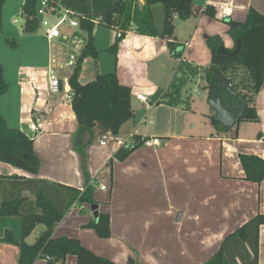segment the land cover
<instances>
[{"label":"crops","instance_id":"0c3cea01","mask_svg":"<svg viewBox=\"0 0 264 264\" xmlns=\"http://www.w3.org/2000/svg\"><path fill=\"white\" fill-rule=\"evenodd\" d=\"M137 2L141 7L145 4L144 0ZM194 5L200 11L188 20L181 21L175 16L180 22L174 23L172 38L142 36L131 30L117 51L119 82L131 88L135 111L119 136L158 138L161 145L140 147L125 161H119L115 155L121 146L111 142L101 146V136L97 134L86 149L85 162L95 186L98 210L94 212L88 204L74 205L56 227L53 237L78 239L96 255L117 264H127L130 258L141 264H206L226 236L257 214H264V181L261 184L247 181L240 162V155L264 159V86L256 99L259 121L243 122L229 133L216 130L212 116L206 113H201L205 119L197 118L190 102L183 105L184 95L182 102L167 103L181 59L200 69L210 67L212 53L208 39L219 36L225 47L232 49L235 42L227 21L244 22L251 8L264 14V0H194ZM208 6L215 9L214 18L205 13ZM66 33L72 41L81 42L79 47L73 46L74 52L66 58L75 63L87 36L76 30ZM98 34L94 32L95 45ZM115 41L113 31L106 50ZM113 58L111 66L100 61V55L98 62L85 59L80 82L93 81L98 72H113L114 55ZM50 62L49 57L37 68H47ZM30 70L19 67L10 81L5 76L9 90L0 97V115L10 127L34 141L41 169L39 175H33L0 162V176L43 179L84 190V162L73 140L78 123L72 108L69 77L61 76L64 83L59 96L39 97L27 84L32 79ZM4 75H7L5 67ZM32 86L42 89L46 84L39 78ZM139 95L147 97L152 106L146 107ZM134 102L141 103L142 110L135 108ZM101 186H106V190L100 189ZM11 194L7 188L0 192V199ZM23 196L34 198L29 191H23ZM100 214L111 216V238L101 239L93 229L84 228L90 221H97ZM40 226L26 239L27 243L36 242L45 230L38 234ZM7 230L20 239L21 218L0 217V239ZM33 236H36L34 243ZM19 255L17 246L0 242V264H18ZM34 264L47 261L39 259ZM67 264H77L76 257L68 256ZM259 264H264V227L260 232Z\"/></svg>","mask_w":264,"mask_h":264},{"label":"trees","instance_id":"16d2710c","mask_svg":"<svg viewBox=\"0 0 264 264\" xmlns=\"http://www.w3.org/2000/svg\"><path fill=\"white\" fill-rule=\"evenodd\" d=\"M65 7L71 8L79 15L80 28L86 32L87 42L79 56L68 83L73 93L72 108L75 113L78 128L73 136L74 146L83 159V169L86 178L84 190L61 184L50 183L43 179H28L25 177L0 176V192L9 188L11 195L0 199V217L21 218V238L17 239L12 230H7L0 242L17 246L20 250L18 264H34L44 259L47 264H67V257L72 255L77 264H117L112 260L96 255L87 249L80 240L69 237H53L56 227L64 219L70 209L76 205H97L94 197L95 186L91 183L86 168V149L96 135L111 133L119 136L121 128L133 119L135 111L132 105L131 88L122 85L117 75V51L121 41L128 32L134 30L137 34L162 39L174 36V19L177 16L186 21L200 10L194 5V0H144L141 7L137 0H58ZM6 0H0V14ZM163 7V24L159 28L156 21L155 6ZM38 0H24L22 10L26 16V33H34L39 29L35 18ZM205 13L216 16L212 6ZM97 25L115 32H122L121 38L106 51L115 56V68L111 73L98 72L95 79L89 83L80 82L85 59L99 60V50L95 45L94 32ZM229 34L235 45L226 48L219 36L211 37L207 43L212 53L210 67L198 68L181 59L168 93L167 103L177 104L183 101V90L191 78L205 70V80L210 83L212 71L218 69L226 76L229 85L243 97L246 110L243 122H258L256 99L264 86V14L251 8L244 22L228 20ZM238 54L231 56L237 49ZM17 47V43L8 40ZM180 58V54H176ZM9 90L4 75V67L0 62V97ZM224 103L240 110L243 104L239 97L229 93H221ZM212 125L219 132L229 133L232 128H225L211 117ZM236 128V133H237ZM234 136H237L236 134ZM139 142L144 138L135 137ZM138 149V148H137ZM135 150L120 148L115 158L125 161ZM0 162L12 165L33 175H39L41 162L35 152L34 141L21 130L12 128L0 115ZM241 166L247 181L261 184L264 181V159L256 155H240ZM23 191L31 192L33 199L23 196ZM18 192V193H17ZM32 206L31 209H26ZM43 225L45 230L34 244L26 239L37 226ZM264 227V214H257L253 219L240 226L222 241L217 252L206 264H259L260 232ZM84 228L93 229L99 238L112 237L111 216L100 214L97 221H90ZM127 264H141L130 258Z\"/></svg>","mask_w":264,"mask_h":264},{"label":"rangeland","instance_id":"374dc122","mask_svg":"<svg viewBox=\"0 0 264 264\" xmlns=\"http://www.w3.org/2000/svg\"><path fill=\"white\" fill-rule=\"evenodd\" d=\"M23 3L24 0H6L0 14V61L6 69L7 75L5 76L9 81L13 80L11 76H14V72H16L19 67L35 69L44 65L45 60L49 57L56 56L60 59L61 56H64L67 58L69 54L74 52L71 40L64 42L62 39H57L49 42L45 37L44 29L41 27L34 33H26V16L22 10ZM155 12L157 24L159 28H161L163 24L162 5L155 6ZM14 19L18 22L14 23ZM175 22L179 24L180 21L174 19V23ZM76 31L83 37H86L85 31L82 29L78 28ZM95 33L96 35L99 33L96 45L99 46L100 61H105L106 64L111 66V62L114 58L112 54L106 51V44L108 39L113 36V31L97 25ZM188 38L189 37L186 38L187 41L190 40ZM8 40L16 42L17 47L9 44ZM178 47L181 48V44ZM71 68L62 70L61 76L63 78L70 77L73 72ZM11 71H13L12 75ZM194 77L195 78H191L183 90V95L186 97V102L183 103V105H187L190 102L189 105L198 113L196 115L197 118L203 120L205 119L204 114L201 113H206L211 117L215 114V111L208 103L209 84L207 81H204L205 70L203 69L200 75L197 74ZM196 90H198L199 93H197ZM134 107H138V109L142 110V105L139 102H134ZM40 227L41 228L36 231L38 234L44 229L42 225ZM38 234L36 236H38ZM36 236L32 237L31 242H35Z\"/></svg>","mask_w":264,"mask_h":264},{"label":"built area","instance_id":"2783aa9c","mask_svg":"<svg viewBox=\"0 0 264 264\" xmlns=\"http://www.w3.org/2000/svg\"><path fill=\"white\" fill-rule=\"evenodd\" d=\"M35 18L38 20L39 26L44 29L45 37L49 42L57 39H62L64 42L71 40L69 36L66 35V31L80 28L79 15L71 8L65 7L58 0H38V8ZM223 18H225V16ZM115 34L116 38H121L122 36V32L120 31L115 32ZM71 43L76 47L81 45V42L79 41L76 42L71 40ZM76 62L67 61L64 56H61L60 59L53 56L51 57L50 65L47 68H35L29 71V75L32 79L27 81V84L31 85V89H35L37 91L39 97L43 94L49 97H57L63 91L64 82L61 78L62 70L65 68H71L72 66L75 67ZM39 78H41L46 84L45 88L41 89L38 86H32L33 83H37ZM138 99L141 100L148 108H150L153 104L144 95H139ZM50 110L51 108L49 107V111ZM109 142L118 144L121 148H125L126 150H136L137 148L143 146H160L162 141L158 138H153L144 139L139 142L135 136L123 138L121 136H114L111 133H108L101 136L99 144L101 146H107ZM101 189L106 190V186H101Z\"/></svg>","mask_w":264,"mask_h":264},{"label":"water","instance_id":"95a60500","mask_svg":"<svg viewBox=\"0 0 264 264\" xmlns=\"http://www.w3.org/2000/svg\"><path fill=\"white\" fill-rule=\"evenodd\" d=\"M240 48L241 42L239 41L237 49L231 53V56L233 57L238 54ZM223 92L229 93L233 97H239L240 103L243 104V107L240 110H234L228 107L221 98V93ZM208 103L216 113L215 121L219 122L225 128H232L237 125L242 120L246 110L244 98L239 96V93L229 85L226 76L218 69L213 70L211 74ZM91 209L94 212H97L98 205H93Z\"/></svg>","mask_w":264,"mask_h":264}]
</instances>
